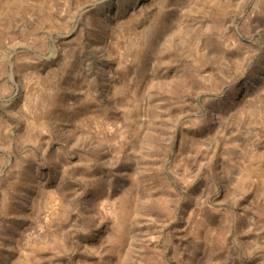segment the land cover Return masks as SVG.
<instances>
[{"label":"rangeland","instance_id":"374dc122","mask_svg":"<svg viewBox=\"0 0 264 264\" xmlns=\"http://www.w3.org/2000/svg\"><path fill=\"white\" fill-rule=\"evenodd\" d=\"M0 264H264V0H0Z\"/></svg>","mask_w":264,"mask_h":264}]
</instances>
